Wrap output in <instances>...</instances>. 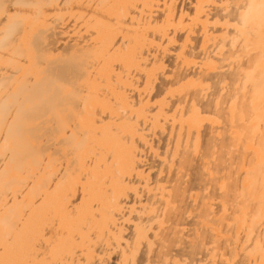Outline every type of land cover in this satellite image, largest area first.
Returning a JSON list of instances; mask_svg holds the SVG:
<instances>
[{
  "label": "bare ground",
  "instance_id": "bare-ground-1",
  "mask_svg": "<svg viewBox=\"0 0 264 264\" xmlns=\"http://www.w3.org/2000/svg\"><path fill=\"white\" fill-rule=\"evenodd\" d=\"M0 264H264V0H0Z\"/></svg>",
  "mask_w": 264,
  "mask_h": 264
}]
</instances>
